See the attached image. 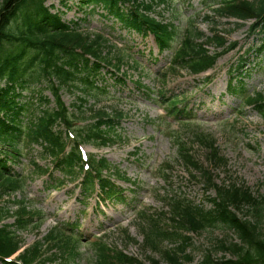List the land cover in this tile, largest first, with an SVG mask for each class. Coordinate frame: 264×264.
I'll return each mask as SVG.
<instances>
[{"label":"rangeland","instance_id":"rangeland-1","mask_svg":"<svg viewBox=\"0 0 264 264\" xmlns=\"http://www.w3.org/2000/svg\"><path fill=\"white\" fill-rule=\"evenodd\" d=\"M144 1L153 3L151 16L164 24L174 25L175 39L170 43V49L159 52L153 36L143 38L123 29L119 23L114 24L113 19L99 17L96 13L88 17L81 28L108 40L104 45L111 51L109 57L118 59L119 54L130 52L133 58L125 59L119 71H113V68L108 71V67L102 70V83L108 86L109 94L96 97L99 103L95 106V99L86 101L80 97L79 87L62 91L64 101L73 110L79 109L78 106L86 109L105 106L110 112L119 110L124 114L116 129L122 140L102 149L84 146L87 153L106 157L124 172L129 181V184L119 183L127 188L122 197L124 201L100 203L94 195L81 205V191L77 185L80 181L74 184L66 181L57 187L60 184L57 178L63 179L58 171L54 170L52 179L49 174L35 175L28 181L25 191L5 196L3 201V206L14 212L18 208L14 200L25 198L27 209L43 216L42 221L38 219L27 229L17 232L23 241L18 255L39 242L43 259H50L46 264H93L95 246L92 242L101 241L140 264H155L158 260V264H167L151 250L143 248L141 226H147L150 214L160 213L162 226L166 228L176 198L183 197L209 209L210 198L216 195L215 190H207L198 175L181 160L179 145L187 147L212 174L213 184L223 186L238 181L250 187L256 196H264V120L255 109L245 106L243 96H232L227 92L229 69L244 56L248 61L242 70V78L238 79L246 85V94H264V54L257 56L249 51L259 37L250 29L252 21L242 22L219 15L215 12L218 6L215 3L220 0ZM46 5L53 6L54 11L62 10V0H46ZM89 10L81 12L73 8L63 18H84V11ZM186 33L199 38L197 42L200 43L217 33L229 44L237 42V47L219 57L210 71L193 75L187 67L170 65L174 49L179 48ZM205 48L210 54L222 50L214 42L206 43ZM122 74L125 75L124 83L115 84L116 77ZM33 87L42 88L36 84ZM26 95L38 99L33 107H28L27 117L34 110L35 115H40L48 109L39 104V95L29 92ZM43 95L53 99L48 90ZM172 97L184 98L177 105L181 113L175 116L169 114L176 107L175 103L171 107L168 105ZM49 106L52 107L53 102ZM198 135L214 143L219 157L223 158L221 163H210L209 141H200ZM34 149L38 152L40 146H34ZM36 151L34 155L38 154ZM37 162L52 166L50 159ZM15 220L9 218L5 222L12 224ZM72 220L79 222L77 237H81L75 257L61 245L54 246V242L45 240L55 225ZM232 234L222 226L190 233L192 245L189 250L193 260L189 264H198L208 250H213L218 259L230 257L229 252L215 248V240ZM173 246L170 244L169 248Z\"/></svg>","mask_w":264,"mask_h":264},{"label":"trees","instance_id":"trees-1","mask_svg":"<svg viewBox=\"0 0 264 264\" xmlns=\"http://www.w3.org/2000/svg\"><path fill=\"white\" fill-rule=\"evenodd\" d=\"M79 1L82 8L94 6L90 12L85 13L86 16L96 14V8H102L107 13L104 17H113L123 27L142 35L154 34L162 49L168 47L174 37L169 25L147 15L152 10L148 3L138 0ZM222 2L224 6L216 10L219 15L243 21L254 20L250 29L252 33L258 31L257 35L261 37L250 48V53L253 51L256 55L264 54V0ZM104 41L106 39L101 35L82 32L77 22L63 21L58 14L50 11L45 0L0 1V199L6 193L23 189L26 177L16 172L8 163H18L25 151L33 145L41 146L40 154L42 158L51 159L53 170L50 172L49 168L33 162L32 176L50 172L52 179L55 169L63 179L76 181L82 177L84 197L100 190L101 197L117 198L118 188L113 177L120 176L114 174L111 163L104 157L91 155L88 161L90 168L85 170L80 146L92 144L102 148L121 140L116 128L124 114L108 112L105 108L86 109L82 106L71 112L61 94L63 89L75 87L82 89L80 97L86 101L87 98L95 99L108 94L106 86L100 82L103 81L102 70L108 66L119 69L125 56L114 62L115 58L108 57ZM213 42L218 47H223L215 55H211L204 44L198 43L197 37L188 36L175 57V64L186 66L193 73H201L212 68L220 55L234 49L236 45L226 46L228 41L217 33L207 40V43ZM246 62L247 59L240 60L234 72L242 76L243 71L239 70L245 67ZM42 80L47 87L42 88L39 104H45L48 109L40 115H35L34 110L27 117L28 107L34 106L35 99L27 98L24 92L31 91L32 86ZM116 81L120 83L122 80L119 78ZM45 88L52 93L54 107H48L51 100L42 95ZM228 91L232 95L242 93L237 86L231 84ZM33 94L35 95L34 92ZM247 101L264 119V95L257 93ZM69 131L72 132V137ZM197 137L205 140L200 135ZM182 153L186 164L200 172L207 184H210L211 177L198 166L189 152ZM217 160L221 161V158L218 157ZM59 181L61 184L64 182ZM217 190V197L212 201L213 208L210 210L176 202L171 226L167 228L160 226L157 215H150L149 227L142 228L144 247L159 254L160 259L168 264H189L193 259L188 251L191 239L187 233L198 232L205 226H214L216 222H220L236 236L216 241L217 247L229 252L231 258L218 259L213 250H208L199 264H264V196H256L249 187L237 181ZM15 203L21 206L14 213L0 205V223L14 216L16 229H26L34 222L37 214L27 210L24 201ZM242 212L244 214L240 215ZM16 229L11 230L10 225L0 227V264H46L49 258L42 259L39 242L32 248L25 249L15 262L6 260L22 247V240ZM45 240L54 241V246L61 245L66 251H72L69 246L77 248L58 229L52 230ZM165 242L172 243L175 247L167 249ZM96 247L94 264H139L121 251L105 246Z\"/></svg>","mask_w":264,"mask_h":264}]
</instances>
